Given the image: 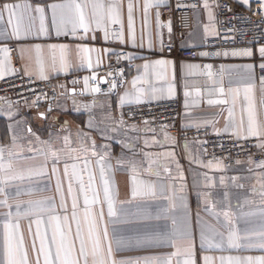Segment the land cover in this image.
<instances>
[{"label": "snow or ice", "instance_id": "snow-or-ice-1", "mask_svg": "<svg viewBox=\"0 0 264 264\" xmlns=\"http://www.w3.org/2000/svg\"><path fill=\"white\" fill-rule=\"evenodd\" d=\"M235 4L243 6L248 11H252L251 4L255 2L258 4L254 14L260 15L262 22H264V0H234ZM167 0H143L142 11L144 26H147L148 16L151 9L156 11V25L160 29L167 27L169 34H171L172 26L171 20L167 24H162L160 20L161 12L159 9L168 7ZM127 9L128 19V43L135 47V31L133 24L134 10L139 12L141 5L139 0L134 4L132 0H65L63 3H51L47 8L51 10V28L45 23V7L36 5L35 8L31 4L11 3L7 0L0 2V24L5 21L7 17L6 27L0 28V42L4 41H24L29 39L49 38L50 33L54 32L57 38L63 36L71 38L72 41H79L76 43L75 51L80 61V69L87 67L93 70L100 64V56L97 55L96 63L93 64L92 54L99 52L94 47H88L85 41L88 39V34L92 33L91 39H97V32L103 33V40L107 43L110 40L118 42L120 45H125V37L123 33L122 13L124 8ZM184 7V5L177 3V8ZM195 7V5H192ZM206 13L207 23L203 25V37L205 45L209 37H219L220 33L217 28V18L214 10H223L227 13H235L233 11L231 0H201V5ZM33 12L39 18V28H35ZM110 25H120V30H112ZM187 26V25H185ZM228 31H232L229 29ZM82 33V34H81ZM160 34L159 32L157 33ZM225 40L229 37L225 36ZM51 54L52 70L55 72L67 73L71 68L68 60V53L70 52L67 44H50L47 46ZM32 50L36 53L37 79L47 81L48 74L44 68L42 59L43 49L40 45H34ZM21 53L24 49H19ZM257 51L261 58L258 67L262 73L259 77L260 85V101L259 109L254 97V81L255 68L254 64H245L237 66L236 70L245 73L246 80L243 88V105H241L240 118H236V108L240 103V88L229 87L227 90L223 86L224 66H221L219 87L213 89L218 93L222 99H209V105H225L231 106L227 109L228 115L225 118V125L223 129H214L217 136L227 134L229 137L239 143L241 141L248 142L255 139L254 147L264 152V45L260 46ZM9 47H0V79H4L7 75H18L19 69H14L11 64L9 56ZM57 53L59 54L57 67ZM115 55L117 64L121 60L129 61V69L131 68V61L133 59H143V56H134L124 52H111L105 49L103 56L108 58ZM199 56L207 57L209 55L220 56V52L208 53L199 52ZM225 57L229 55L234 58H251L254 53L251 47L243 49H234L231 52L225 51ZM23 55L21 59L23 60ZM168 60H156L151 62L152 67H164L171 64ZM150 64L145 63L140 68L145 70L144 75H138L131 80L132 91H125L119 95L117 107H122L125 104L140 105L142 103H151L159 97L157 93L160 89L156 87L141 88L138 84H149L150 82L145 78L147 69ZM185 67L182 65V68ZM189 70H194L198 66L190 64L186 66ZM211 65H205L206 74L212 78L215 74L211 71ZM123 73V69L119 70ZM24 75L29 78L31 83L32 73L27 67L24 69ZM113 75V73H109ZM102 82V77L96 75L85 76L84 86L88 88L89 81ZM79 81L73 80L72 84L76 85ZM216 84L217 81L213 80ZM57 87L63 88L64 85ZM118 87H122V82H117L113 79L109 82V87L104 95L113 93ZM34 92L35 89H29ZM72 92L75 91L73 88ZM91 93H100L99 87H92ZM63 95V93H61ZM192 93L185 91L184 96L188 97ZM199 95V93H196ZM168 98L175 96V88L170 85L167 89ZM43 98L47 99V94H43ZM55 98V97H53ZM3 99V98H0ZM41 96H37L36 100L32 101V106H39ZM8 105L7 111L0 109V115H6L10 119L15 115L11 109V102L4 101ZM27 102V101H25ZM93 104L84 105L85 109H90ZM75 105V101H73ZM187 101L185 107H187ZM53 110L51 103L47 112ZM79 110L78 108L76 109ZM41 119H47L45 112L39 113ZM111 119V117H109ZM19 123V122H18ZM147 123V122H146ZM213 121H203L195 125H182L184 127H196L199 129L204 125H211ZM125 124L122 115L117 123V128L123 127ZM88 127H92L91 119L88 121ZM117 128L112 131H117ZM11 129V126H10ZM135 131V126L132 127ZM62 131L68 134L61 135L58 133H49L47 140H41L39 136H35L31 127L27 129L30 136H34L36 142L40 147H33L30 143L28 151L32 153V157L40 155L44 157V164L38 167H30L25 171H14L11 163V158L19 157L20 152L14 151L17 146V138L15 135L11 137L10 146H0V208L4 209L0 212V216L4 217L3 221V243L0 247V264H195L193 257V241L195 239L192 230L191 214L189 211L188 197L186 193L185 176L179 162L176 161L177 175L172 176L170 168L165 165L163 167L162 176L160 171H156L153 165L157 163L159 156L153 157L148 153H144L145 159L137 162L136 154L133 153V158L128 159L121 155L117 158L116 165L118 168H126L130 173V190L125 199H120L118 191L116 190L113 181L107 175L112 171L111 165H105L106 155H101L96 151L95 142H92L91 148L86 147L83 141L80 140L81 134L77 133V138L80 140V147L73 148V141L71 133L68 132L67 122L62 125ZM110 138V137H107ZM171 139L165 133V140ZM62 142V146H61ZM153 143L159 141L153 140ZM199 143V142H198ZM145 146L148 142L145 141ZM101 148L107 149V145H101ZM221 147L223 145L221 144ZM122 148L131 150V143L122 144ZM10 158L6 163L4 160L5 152ZM92 156H98L96 165L99 167V179L101 187L98 189L95 183V175L89 168V160L84 158V168L82 171L87 174V186L76 169L77 164L71 165L72 172H69V165L67 160H80V155H73V153H88ZM165 158L172 156L174 153L160 154ZM51 163V175L57 177L56 192L61 194L60 208L67 211V207L62 194V182L58 176V165L63 163V176L68 180L67 193L72 198L71 203V221L76 224L75 239L70 240L71 224L69 217L64 216V221L67 226V232H60L57 228L53 231L51 241L48 242L45 237L40 236L39 225L44 223V217L47 216L49 222H59L61 217L56 215L57 209L54 207L53 201L47 197L36 200H21L22 195H32L36 189L21 187L24 181H32L35 178L48 175L46 168L48 163ZM147 163V167L143 168V164ZM189 163H194L198 167L206 168L223 172L225 166L221 160L215 159L209 161L207 164L202 163L199 159L192 158ZM237 164L240 161H236ZM249 164L254 163L251 157L248 160ZM256 168L264 169V160L255 164ZM141 168L143 174L148 176H156V181L144 180L140 176ZM249 171H252L249 168ZM203 176V182L195 179L193 180L194 194L197 196V207H203L204 210L220 224L221 219L223 224L219 228L209 224L207 221L201 219L199 212L196 214V229L199 233V240L201 249H218L222 250V246L226 243L228 248L240 249H259L264 251V207L259 209L260 226L258 230L250 229L247 226L240 227V224H248L244 219L246 216L255 215V213L241 212L239 219L230 210L227 204L223 207H218L219 201L213 202L212 194L206 189L214 187L211 177L207 173L197 174ZM79 183V192L83 194V216L87 223V237L82 235L81 225L78 219V197L74 195L73 178ZM259 195L261 197V204H264V172L259 174ZM235 183L239 177H232ZM21 182V183H16ZM220 184H224V178L221 177ZM243 187L242 184L237 185ZM253 193L257 192V186H252ZM227 193H225V200ZM36 217L35 223L37 225L36 235L40 237L39 249L33 243L30 255L26 248L24 238L20 233V226L18 221L21 218ZM183 239L186 244L183 250L177 248L176 239ZM78 242V248H77ZM159 247H171L174 250L167 255H143L131 257L126 255L130 251L148 252L151 249ZM182 257V259H181ZM42 258V259H41ZM220 264H264V255L261 256H245V257H219ZM204 264H213V258L210 256L203 257Z\"/></svg>", "mask_w": 264, "mask_h": 264}, {"label": "crops", "instance_id": "crops-1", "mask_svg": "<svg viewBox=\"0 0 264 264\" xmlns=\"http://www.w3.org/2000/svg\"><path fill=\"white\" fill-rule=\"evenodd\" d=\"M234 2V0H231ZM3 2V0H0ZM11 3H21V4H31L33 8L36 5L45 7V23L51 28V10L47 8V5L51 3H63L65 0H7ZM135 4L137 0H132ZM168 4L170 0H167ZM127 0H125V4ZM141 5V10L139 12H133V24L135 31V47H132L128 43V19H127V9L126 7L122 13V24L123 33L125 37V45H122L128 50V54L134 56H143V59H133L134 69L129 71V79L125 84L124 88L119 95H122L125 91L131 92L132 85L131 80L138 76L144 75L145 70L139 66L149 63L150 66L147 69L146 79L150 82L149 84H138L141 88L156 87L161 91L157 93L159 97L153 102H162L172 99H178L181 104V114H180V126L182 125H195L203 121H213L211 125H204L200 129H207L209 132L214 133V129H223L225 125V118L228 115L227 109L231 106L230 104L225 105H209L207 101L209 99H222L218 93L213 91L214 88L219 87L220 73L215 61L213 60L211 65V71L215 74L212 78L208 77L206 74L202 75L200 73V68L196 61L190 60H173L162 56L161 49L162 46L172 40V33L169 34L167 27L157 28L156 25V11L153 8L149 12L147 26H144L142 4L143 0H139ZM235 3V2H234ZM243 7V6H241ZM259 7L258 4L253 2L251 8ZM244 8V7H243ZM245 9V8H244ZM162 8L159 9L161 12L160 20L162 24H167L170 17L164 14ZM35 16L34 24L35 28H39V18L33 12ZM7 17L5 16V21L0 24V28L6 27ZM207 23V17L204 9L200 7L193 13V27L190 32H188L184 38L177 42V46L180 49H203L205 46L203 37V25ZM172 25V24H171ZM112 30H120V25H110ZM160 33L159 35L157 33ZM172 32V31H171ZM82 34V33H81ZM97 39L93 41L91 39L92 33L88 34V39L85 41L88 47H94L99 50L98 53L92 54L93 64L96 63L97 55L100 56V64L98 67L94 68V71L105 66L110 57L105 58L103 52L108 49L114 52L113 47L107 46V43L103 40V33L97 32ZM213 37H209L211 39ZM79 41H72V39L66 37L55 36L54 32L50 33L49 38L40 39H29L24 41H4L0 42V47L7 46L10 49L9 56L12 51L16 54L22 71L24 72L25 67L32 73V77L36 76L37 64H36V53L32 50L34 45H40L43 49L42 59L44 62V68L49 76V81L52 83L54 89L57 92V98L52 103L53 110L47 112L46 110H34L30 108L18 109L11 107V111L15 115L10 119L6 115H0V146H10L11 137L15 135L17 138V148L14 151L20 152L19 157L11 158V163L14 171H25L30 167H38L44 164V157L37 155L35 158L32 157V153L28 151L29 145L33 147H40L36 142L34 136H30L27 129L31 127L32 132L35 136H39L41 140H47L49 138V133H60L61 135H66L68 133L62 131V125L67 122L68 132L71 133V139L73 141V148L80 147V140L83 144L91 148L92 142H95L96 151L101 155H106L105 165H111L112 171L108 172L107 175L113 181L116 190L118 191L119 198L125 199L126 195L130 190V173L126 168H118L116 165L117 158L121 155L128 159L133 158V153L136 154L135 159L137 162L143 161L145 159L144 153H148L154 158L159 156L157 163L153 165L156 171H160L162 176L163 167L167 165L170 168L172 176H176L177 167L176 161L182 168L183 174L186 178L185 183L186 193L188 197L189 211L191 214L192 230L195 236L193 241V259L195 264H204L203 257L210 256L213 258V264H220L219 257H245V256H261L264 255V251L259 249H232L228 248L226 243L222 246V250L218 249H201L199 233L196 229V214L199 215L202 220L207 221L209 224L219 228L223 231L221 225L223 220L221 219L220 224L217 222L204 210L203 207H197V196L194 194L193 190V180L198 179L203 182V176L197 174L207 173L211 177L214 187L211 189H206L205 191H210L212 194L213 202L219 201L218 207H223L227 204L230 210L239 219L241 212L244 213H255V215L246 216L244 219L248 221L247 225L243 223L240 224L241 228L247 226L250 229L258 230L260 226L259 209L264 207L261 204V197L259 195V174L264 172V169L256 168L255 164H249L248 162L240 161L239 164H235L233 167H225V171H215L206 168L198 167L194 163H189L190 159L193 157L199 159L202 163L207 164L209 161L203 158L202 151L200 150L199 143L196 141H184L176 142L175 138L164 128H150L146 125L135 126L126 125L117 128V123L121 118L123 109L130 105L135 104H125L122 107H117L118 97L110 98L106 95H99L96 93H91L90 89L94 87V81H89L88 88L85 89L84 77L88 76V72H94L84 67L83 70L80 69V61L77 57L75 46ZM50 44H67L69 45L70 52L68 53V60L71 64V68L67 73L55 72L52 70L51 54L48 51L47 46ZM23 48L24 52L21 53L19 49ZM259 47L253 50L254 55L251 58H234L230 55L225 57L223 53L220 56L209 55L208 58L211 59H222L224 66L223 73V86L227 90L229 87L240 88V103L236 108V118L239 119L241 115V105H243V88L246 83L245 73L242 71H237V66H242L245 64H254L255 68V87H254V97L257 106V111L259 112V101L261 97L259 77L257 74L258 64L261 62L259 52L257 51ZM231 52V51H230ZM23 55V60L21 59ZM59 54L57 53V67ZM156 60H168L172 63L164 67H152L151 62ZM194 64L198 67L194 70H189L186 66ZM182 65L185 67L182 68ZM207 70H205L206 73ZM69 74H82L83 79L78 85H67L64 83L63 78ZM10 76V75H7ZM6 76V77H7ZM213 80L217 83L214 84ZM59 85H64L63 88L57 87ZM172 85L175 88V96L173 98H168L167 89ZM75 89L72 92V89ZM188 91L192 93L190 96L185 97L184 92ZM199 93L197 95L196 93ZM63 93V95L61 94ZM75 101V105L73 104ZM187 101V107H185V102ZM90 109H85L84 105L93 104ZM143 104V103H142ZM79 109L78 111L76 109ZM0 109L5 111L9 110L7 104L0 106ZM45 112L47 119H41L39 113ZM111 117V119H109ZM91 119L92 127H88V121ZM19 122V123H18ZM11 126V129H10ZM135 126V131L132 127ZM117 128V131H112V129ZM184 130L196 129V127H184ZM77 133L81 134L80 140L77 138ZM165 133L171 138L165 140ZM227 135V134H226ZM110 137V138H107ZM159 141V143H153V140ZM145 141L148 142V146H145ZM131 143V150L127 148H122V144ZM101 145H107V149L101 148ZM62 146V142H61ZM174 153V157L169 156L165 158L160 155L162 153ZM73 155H80L82 158L80 160H67L69 165V172L71 174L73 163L77 164V173L82 176L85 186H87L88 176L82 171L84 168V158L88 159L90 164L89 168L95 175V183L97 188L101 187L99 179V167L96 165V160L98 156H92L91 152L88 153H73ZM7 151L5 152L4 160L7 163L9 161ZM148 165L145 162L143 168ZM51 163L49 162L46 168L48 175L38 177L32 181H24L21 187L24 189L34 188L36 191L32 195H22L21 200H36L42 198H49L53 201L54 207L57 209L56 215L60 216L61 219L57 223L55 221L49 222L47 216L44 217V223L39 225L40 236L45 237L48 242L51 241L53 231L57 228L60 232H67V226L64 221V216L69 217V223L71 224V237L70 240L75 239L76 224L71 221V203L72 198L68 196V180L63 176V163L58 165V176L62 182V194L67 207L65 212L60 208L61 194L56 192L57 177L51 175ZM143 168H141L142 175L141 179L156 181L158 178L156 176H148L143 174ZM249 168L252 171H249ZM221 177L224 178V184H220ZM232 177H239V179L234 183ZM21 183V182H16ZM242 184L243 187H238L237 185ZM257 186V192L253 193L252 186ZM74 195L78 197V219L81 225L82 235L87 237V223L83 216V194L79 192V183L73 178ZM225 193H227V199L225 200ZM4 209L0 208V212ZM36 217L21 218L18 223L20 226V233L24 238V243L26 248L29 250L30 255L33 243L35 247L39 249L40 237L36 235L37 225L35 223ZM3 221L4 217L0 216V247L3 243ZM186 242L183 239L177 238L176 245L177 248L183 250ZM77 242V248H78ZM174 249L171 247H159L151 249L148 252L141 251H130L126 255L131 257L143 256V255H160L164 256L172 252ZM42 259V258H41ZM182 259V257H181ZM175 264V258H174Z\"/></svg>", "mask_w": 264, "mask_h": 264}, {"label": "built area", "instance_id": "built-area-1", "mask_svg": "<svg viewBox=\"0 0 264 264\" xmlns=\"http://www.w3.org/2000/svg\"><path fill=\"white\" fill-rule=\"evenodd\" d=\"M178 2L184 7L177 8ZM231 3L236 14L235 17H233V13L214 10L220 35L219 37L208 39L207 45L203 49L197 50L180 49L177 46V42L182 40L192 30L193 13L200 8L201 0H170L169 6L163 7L161 11L171 19L172 40L162 46V56L173 60L196 61L200 68V73L204 75L205 65H209L214 60L221 71L223 61L222 59H211L208 56L201 57L198 55L199 52H208L210 54L216 52L224 53L225 51L230 52L234 49H243L245 47H251L254 50L264 45V22H262L260 15L254 14L258 7L248 11L233 1ZM192 5H195V7H192ZM229 29H232V31H228ZM225 36L229 37V39L225 40ZM107 46L113 47L116 53L124 52L128 54V50L114 40L108 41ZM10 58L12 67L20 71L18 75H10L0 79V98H3L0 99V106L6 104L4 102L6 100L11 102V107L13 108L47 110L49 102L52 105L57 98V92L52 83L49 80L41 81L35 77H31L32 82L30 83L29 78L24 75L14 51L11 52ZM120 69L124 70L123 73L119 71ZM133 69L134 64L132 61L129 69V61L121 60L117 64L115 55H112L105 66L94 72H88V76L96 75L103 78L102 82L94 81V87L101 89L100 93H96L99 95H104L103 93L107 92L109 82L113 79H116L117 82H122V87H118L113 93L106 95L110 98H116L129 79V71ZM110 72L113 75H109ZM257 74L258 77L262 75L259 67H257ZM82 79V74H69L63 78V81L67 85H73V80L80 83ZM29 89H35V91L32 92ZM45 93L47 94V99L43 98ZM37 96H41L39 106H32V101L36 100ZM180 114V101L172 99L127 106L123 109L122 118L126 125H146L150 128H164L179 143L184 141L199 142L200 150L205 160H214V158L221 160L225 167H233L236 161L248 162L250 157L254 162L252 164L264 160V152L254 147L255 139L237 143L234 138L226 134L217 136L207 129H199V131L197 129L184 130L180 126ZM221 144L223 147H221Z\"/></svg>", "mask_w": 264, "mask_h": 264}]
</instances>
